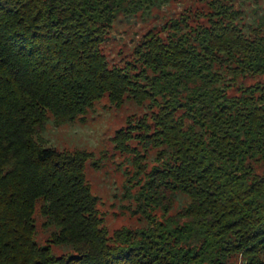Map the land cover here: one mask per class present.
I'll list each match as a JSON object with an SVG mask.
<instances>
[{
    "label": "trees",
    "instance_id": "16d2710c",
    "mask_svg": "<svg viewBox=\"0 0 264 264\" xmlns=\"http://www.w3.org/2000/svg\"><path fill=\"white\" fill-rule=\"evenodd\" d=\"M170 3L182 10L111 66L113 24ZM246 20L235 0H0V264H264V16ZM104 96L150 110L112 137L145 224L112 234L92 154L42 137Z\"/></svg>",
    "mask_w": 264,
    "mask_h": 264
},
{
    "label": "rangeland",
    "instance_id": "374dc122",
    "mask_svg": "<svg viewBox=\"0 0 264 264\" xmlns=\"http://www.w3.org/2000/svg\"><path fill=\"white\" fill-rule=\"evenodd\" d=\"M236 6L245 12L247 22L264 16V0H235ZM183 4H163L159 12L147 19L119 18L110 29L103 49L111 66L122 64L125 60L133 58V50L154 24H162L168 18L175 16L182 10ZM257 82V78L242 77L239 85H251ZM237 87L233 86L230 93H234ZM146 104L139 105L134 100H126L121 106L113 105L108 96L98 100L94 107L86 115L79 116L73 121L57 124L53 118L49 119L42 134L46 146L56 147L61 150H84L92 154L86 163V178L94 195L98 196L99 209L104 214L105 225L110 234L123 226L138 227L145 224V220L139 219L131 213L130 208L134 203L124 197V186L128 179L127 172H134L132 154L117 151L112 137L116 132L126 127L129 120L149 112ZM133 144H137L133 141ZM138 147L143 149L140 145ZM156 150L151 149L147 153L149 166L156 163ZM95 162L97 165H95ZM38 226V240L45 242L48 234L42 226L43 217L36 212ZM63 251L55 247L54 252L60 254Z\"/></svg>",
    "mask_w": 264,
    "mask_h": 264
}]
</instances>
